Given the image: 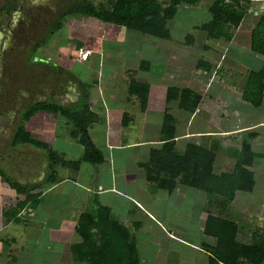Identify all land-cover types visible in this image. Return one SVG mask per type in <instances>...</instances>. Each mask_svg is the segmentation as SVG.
Wrapping results in <instances>:
<instances>
[{"label":"rangeland","instance_id":"obj_1","mask_svg":"<svg viewBox=\"0 0 264 264\" xmlns=\"http://www.w3.org/2000/svg\"><path fill=\"white\" fill-rule=\"evenodd\" d=\"M2 1L3 0H0V6ZM16 1L17 0H15V2ZM72 1L74 0H68V2L67 0H33L32 3H34L35 6L24 9L28 10L27 12L29 13V18L27 22L30 27L26 31V39H28V41L34 40L38 42L40 39L44 38L43 42L38 44V49L33 52V56L37 60L44 59L45 62L49 63V66L41 67L40 65H37L32 68V64H35V59L29 60L30 63L28 64L24 63L26 66H29L28 68L17 63V75L23 76L24 71L26 70V72L29 73V80L33 81L32 85L34 88L37 89L40 84L46 91H51L52 94H57L59 99L62 100H65V98H63V96L60 97L62 92L61 90L57 91V88H63L62 84L64 82H74L76 87H79L81 96L83 93L87 94L89 99L87 105H89V107L92 108V101H94L95 105L98 106V101L96 102V100H99L103 106L105 101L99 99V97L102 96V90L103 93L106 94L112 93V91L116 92L118 95L125 93L122 92L123 90L120 86L111 89L112 85L116 82V80L111 77H109L111 80L109 83H111V85L104 87V85H106L104 82L106 81L108 68L103 67L102 71V65H109L108 67L118 68V75H121L120 77H122V80L119 83L125 84L127 80L130 79L136 81L137 79H145V77H147L143 72H134L135 69H137L139 62H146L150 66L156 65L159 67V62H155L153 60L159 59V57H162L163 54L157 50L159 49L158 47L154 46V44L158 42V39L142 36L135 32L127 31L123 28L110 24H105L92 18L67 16L64 18L62 27L59 30H55L54 20L56 19V14L61 13L62 9L65 8V4L67 3L66 5L69 6ZM105 1L106 0H92L94 5H103ZM20 3L22 6H27L25 1L23 2L20 0ZM178 19H190L189 23L203 21L204 13L195 12V14H185L182 16V12L180 11L175 20L178 21ZM51 20H53V24H49ZM173 27L174 28L170 30V33H172L174 39H177L178 36L180 37V34L176 31L181 30L180 28L182 26L175 23ZM174 39L172 40L174 41ZM79 40L83 41L79 48L83 47L82 45H87L86 48L90 51L92 46H94V54L89 55L91 57V63L88 60L86 61V59L84 60L86 63L78 60V53H80L79 48L77 50L75 49L76 53H74V43ZM195 46L197 45L195 44L192 50H188L183 53L185 55L188 54V59L185 60L187 65L184 64L183 68L180 70L182 72V76L188 77L182 78L184 85L188 82H192L191 73L193 70H197L196 65L201 61H197V59H202L203 61L207 56L206 52L202 51L200 48H195ZM29 52L31 53L32 51ZM229 52L231 53L233 51L229 50ZM25 55V51H21V49L18 50V58L22 59ZM116 58L119 59L118 64L114 63L116 62ZM76 59L79 62H76ZM209 63L211 66L214 65L211 62ZM85 69H87V71H85ZM176 71L177 69L175 68L170 71L171 73L169 74V78L171 79L165 76L164 78L162 77L164 81L161 82L162 78H159L160 82L155 89H161L164 83V86H181V82L175 80L176 74L173 73ZM57 74L64 75L66 77L61 78L59 81L57 79ZM234 78L236 77L231 78V83L234 82ZM54 79H57L56 84H53L52 82ZM218 84L219 81L216 80L215 76V79H213L211 84H209L208 95L212 97L216 96L217 98V94L230 96L229 107L225 109L226 112L220 111L217 109V106L216 109L211 108L210 112H212L213 116L210 114V118L208 117L207 120L212 118L217 121L216 118H218L220 114L223 113L224 115L225 113L226 115L224 116H227V118L221 122L220 127L229 128L235 125L237 121L239 125H244L250 121H256L257 119L262 118L264 119V106H261L258 109H253L248 105H244L241 101L234 102L233 98H231V95H233L232 89H222ZM98 91L100 92L98 93ZM151 99L152 101L148 110L152 111L155 105L163 108L162 105L157 104V101L161 102L159 95H152ZM80 100L81 98L78 102H81ZM77 103L75 105H71L70 108L72 107L74 110L79 109L77 108ZM109 104H112V102ZM117 106V109H119L121 113L131 114V111L128 110L126 104L122 102L121 98H119ZM170 106L171 104L165 103V107L169 108L170 113L175 115L173 105L171 107ZM27 108L28 107L21 109L18 113L19 121H21L22 114ZM93 110L96 112L95 109ZM236 110L238 112V116L232 117L230 113H234L233 111ZM105 112L106 114H114L113 110H105ZM147 114L148 115H141L137 112L135 114V122L130 124V121H128L125 126L118 129V132H122L123 136L127 139L138 140V137H140V131H138L140 129V125H142L146 120L149 125V129L152 130L154 125H156V121L159 119L158 115L154 113ZM212 125L214 124H210V127H212ZM29 127L33 131L41 132L42 134H40V136H44L47 139L45 143L48 148L56 152L58 156L61 157L62 155L63 159L76 160L69 157L70 155H76V149L78 152L80 147L75 140L68 136L69 128L65 124V120L61 117L47 112H38L29 118ZM115 127L116 126H114V124H110V128L116 129ZM94 128H96L95 123L88 128V131L91 132ZM114 129H112V131ZM142 129L144 130H142L141 135L145 137L147 132L145 130L148 128L142 127ZM181 129L182 127L178 126V130L181 131ZM30 133L33 138H39L36 133ZM93 137L96 142L102 141V137H99L98 134H94ZM240 137L242 138V136ZM229 147L231 148L232 146L230 141H227L226 145L223 146V150H226L227 153V151L230 150ZM258 149L260 148L258 147ZM22 150L24 153L28 151V147L25 146ZM71 150H73V153H68ZM39 151L42 155L44 154V151L41 149ZM104 151L105 149L103 147V155ZM217 151L215 154V162L216 166L218 164L217 167H219V164L222 161L225 162L224 159L226 153ZM126 152L130 156L134 153V150L130 149ZM145 152V149L140 150L142 161L146 158ZM113 153V165L111 164V161H109L110 170H112L111 187L113 186V189L119 194L139 201H136V203L139 204L140 207L136 203L135 206L127 203L124 199L118 197L116 193L113 195H106L102 202L104 203L103 205H107L109 207L111 206L112 212L114 214L116 212V214L113 215L117 218V220L129 228L135 239L140 262L142 264H189V261L192 258L202 257L198 255L197 252L186 248L188 246L184 247L180 245V242V244H171V240L174 239L171 238L170 234L172 233L179 239H184L183 241H186L194 246H198L203 241L201 225H203V217L205 219L204 212L205 210L210 211L211 209L209 207H205V195L199 191H193L192 189L186 187L184 190L188 192L187 194L183 193L182 198L173 199V196H168L164 191L159 190L155 184L145 181L143 177H141L143 175V171L141 169L136 168V170H133L129 167V165H126L125 169H122L121 167L117 168L116 154L118 153L114 151ZM39 156V154H36L34 158H38ZM124 156L126 157V155ZM227 156L229 157V154H227ZM13 158L15 160L16 156L14 155ZM231 159L232 158L230 157L227 164L232 161ZM8 164L9 162L3 161V163L0 164V167L5 165L9 166ZM88 165L89 164L86 163L80 164L81 168L79 166L80 171L78 173L63 169L59 166H56L54 170L57 172L56 174L58 180L62 179V177H66V179H73L77 184L81 185L83 181H85V183H89L87 173H81L84 168L89 167ZM107 168L109 169V166H106V170ZM45 169H47V167H45ZM224 169L225 170L223 171L226 172L228 166ZM261 171L264 172V166L261 167ZM39 172L40 171L34 174L33 183L35 184H42L45 182V175L39 178ZM13 173L12 171H9L8 174L0 173V192L4 189L2 192L7 194L6 201L12 200L8 182H10L9 179L15 180V175H13ZM113 173L118 174V181L116 183L114 182L115 179L113 177ZM254 174V185L251 193L237 194L233 203L229 205L227 212V216L231 220L235 221L237 225L245 231L254 230L255 228L264 229V183H261L262 176L259 173L254 171ZM107 182L108 177L106 175L103 178L101 177V179L96 183H101L100 185L104 186ZM179 189L182 190L183 188L179 187ZM84 195L85 194L82 191L72 187L70 182L67 181L66 183L58 185L55 189L46 193V198L43 200V202H46L43 203L42 200H40L41 207L38 209L36 208L35 211H33L32 217L29 220L23 219L21 216V219L25 222L20 221L17 224L9 223L6 226L4 222L6 220V216L4 213L10 212L11 208L3 205L1 199L3 195H1L0 237L7 238L8 241H6V246L0 242V264H73L70 262L67 249L68 245L70 243L77 242L78 238L73 233L71 224H67V221L62 222V220L68 219L69 216L72 221L75 215L80 211L79 207H82L83 210H85V208L91 209L90 207H92L93 204H90L89 201L85 202ZM88 197L89 195L85 196L86 199ZM2 209L5 210L2 211ZM127 212L128 216H125L124 214H127ZM146 212L149 213L152 218L147 216ZM8 215L12 216V212ZM132 222H139L137 230H134V228L130 226ZM54 235H56V240L50 239ZM10 238L15 239V242L11 245ZM8 249L9 251L7 252ZM8 254L11 256L12 261H7V256H9ZM177 260H180L181 263Z\"/></svg>","mask_w":264,"mask_h":264},{"label":"trees","instance_id":"obj_2","mask_svg":"<svg viewBox=\"0 0 264 264\" xmlns=\"http://www.w3.org/2000/svg\"><path fill=\"white\" fill-rule=\"evenodd\" d=\"M68 2V0H67ZM180 3L194 4L195 0H170L162 5L156 0H106L103 5H94L92 0H74L61 11L60 20L54 24L59 30L63 17L81 16L92 18L99 22L123 28L142 36L160 40H167L169 33L165 29L166 22L172 19L176 7ZM53 29V30H54ZM83 41L74 43V53ZM38 46L36 45L35 48ZM249 51L264 59V14L260 15L249 35ZM31 59L34 57L30 56ZM90 58H88L89 61ZM87 60V59H86ZM36 62H43L36 60ZM86 63V61H85ZM49 65V63H48ZM92 67H94L92 65ZM139 68H147L146 62H140ZM127 97H135L138 110L143 112L146 105L148 85L130 79L127 84ZM264 96V60L259 68L249 71L241 88V100L252 107H258ZM77 108L63 107L59 104L41 102L29 107L14 129L10 146L26 145L44 151L47 176L45 183H56L54 168L77 171L80 164L98 165L103 161L101 151L91 142L87 130L99 117L89 111L88 96L83 93ZM79 98V99H80ZM200 96L189 89L168 87L165 90V101L175 102L180 111L191 114ZM55 114L65 120L68 126V136L75 140L81 148L80 157L76 160H66L50 150L46 143L38 141L25 131L23 124L37 112ZM128 114L122 115V126H125ZM174 120L164 110L160 127V144L150 148L147 159L137 164L143 171V178L164 191L172 193L177 184L205 195V219L202 236L212 240L209 245L201 243L200 249L207 255L206 264H261L264 258V229L242 230L235 221L227 216L229 205L235 193H249L253 187V174L249 170L253 154L247 142L241 141L239 148L233 150L234 164L230 171L214 174L212 165L215 146L206 147L203 144L186 143L183 151L178 153L174 149ZM10 189L22 200H17L10 212H3L7 219L14 224L19 223L21 216L17 213L26 206V213H31L37 204V194L32 193L39 185L20 186L15 182H8ZM91 209L80 212L72 226L77 242L68 245V256L73 264H142L136 249L135 239L129 228L120 223L110 210L93 201ZM9 209V208H8ZM5 210V209H4ZM134 230L139 222L130 224Z\"/></svg>","mask_w":264,"mask_h":264},{"label":"crops","instance_id":"obj_3","mask_svg":"<svg viewBox=\"0 0 264 264\" xmlns=\"http://www.w3.org/2000/svg\"><path fill=\"white\" fill-rule=\"evenodd\" d=\"M156 1L162 5H167L170 0H156ZM180 11L182 12V16H184L185 14H195V12L196 13L203 12L204 20L193 23H189L190 19L189 20L178 19V21H176L175 19L176 17H178ZM262 14H264V0H195V3L190 5L186 3H180L176 7V11L172 19L167 21L165 25V29H167L169 33V38L167 40L158 39L157 40L158 42L154 44V46L159 48L157 50H159V52L163 54V56L159 57V59L153 60L155 62L158 61L160 66L159 67H157L156 65L150 66L149 64H147V68L141 69L139 68V64H138L137 69H135L134 71V72L136 71L143 72L147 76L145 77V79L141 78L136 80V82L145 83L148 85L146 105L143 112H140L138 110V103L135 97H129V98L127 97L126 90L129 80H127L125 84L123 83L120 84L119 82L122 80V77H120L121 75H118L119 74L118 68L108 67L109 65L101 66L102 71H103V67L108 68L106 74V81L104 82L106 83V85H104V87L111 85V83H109L111 81L109 77H111L116 80L115 84L112 85L111 89L120 86L121 89L123 90L122 92L125 94L118 95L114 91H112V93L106 94L103 93L102 90L101 92L102 96L99 97V99L105 101L104 105L106 108L104 107V105L102 106L99 100H96V102L98 101L97 102L98 106L95 105L94 101L91 102V106L93 109L96 110V112L88 105L89 110L99 117V120L95 122L96 128L92 129L91 132L87 130L88 136L91 142L101 151V153L103 151V147L105 149V151L103 152L104 155L102 154L103 155L102 163L98 165H88L89 166L88 168H84L81 171V173L82 172L87 173L89 183H85V181H83L81 185H79L76 183L75 180L66 179V177H62V179L58 180L57 174H56V183L54 184L45 183V182L42 184L33 183L34 174L36 172L40 171L39 172L40 174H38L39 178H41L44 175L45 178L47 176V171L45 169L46 167L45 155L44 154L42 155V153L39 151L40 149H35L33 147L26 145H21V148L25 146L28 147V151L23 153V158L26 165L25 166L23 165L20 168V165L18 163V156H17L16 159L13 161V164L8 167V169H10L12 173L16 172L13 173V175H15L14 176L15 180L9 179V181L15 182L20 186L39 185V188H36L33 191H31L32 193L37 194V204L35 209L41 207L40 200H42L43 202L44 198H46V193L48 191L55 189L58 185H62L67 181L70 182V185H72V187H75L76 189L82 191L85 194L84 201L85 202L89 201L90 204L93 203V201H96L98 204L103 205L104 203L102 202V200L105 199L106 195L108 194L113 195L114 193H116L118 197L124 199L127 203H130L131 205L135 206L137 204L136 203L137 200L132 199L130 197H125L119 194L116 190H114L113 186L111 187L112 170H110L109 161H111V164L113 165L114 163L113 151H114L118 153L116 154L117 168L121 167L122 169H125L126 165H129V167H131L133 170H136V168H138L137 164L147 159V155L150 148L157 147L160 144L159 132L162 123V114L165 110L166 112H168V114L172 116L174 120L173 140H174V149L176 152L178 153L182 152L186 143L203 144L206 147H209L213 145L215 146L217 140L219 143L218 145L219 148L217 149L218 150L217 152L226 153V150H223V146L226 145L227 141H230L232 147L231 148L229 147L230 150L227 151L225 155V159L223 158L225 162L222 161L219 164V167H217L218 164L216 166L215 156H214L212 172L214 174H220L224 172L223 170H225L224 168L226 166H228L226 172L232 169L235 161L233 157L234 154L232 152H234L233 150H237L239 148L241 141H245L248 143L250 152L254 156V161L252 160L249 170L252 172L253 177L255 175L254 171L259 173L262 176L261 183L263 184L264 172L261 171V167L264 166V119L262 118V119H257L256 121L255 120L250 121L244 125H239L237 121L235 125L229 128L220 127L221 122L227 118V116H224L226 115L225 113L224 115L223 113L220 114V116L216 118L217 121L213 120L212 118L207 120L208 117L210 118V114L212 115V112H210L211 108L216 109L217 106V109H219L222 112L224 111L226 112L225 109L229 107V102H230L229 100L230 96L227 95L222 96L220 94H217L218 98L216 96L212 97L208 95V90L210 86L209 84H211V81L215 79V76H216V80L219 81L218 85L222 89L223 88L232 89L233 95H231V98H233L234 102L241 101L244 105H248L252 107L248 103L241 100V88L243 86V82L247 76V73L249 71L256 70L257 68H259L264 60L262 57L255 55L249 51L250 31L253 28L257 18ZM175 23H178L179 26H182L180 28L181 30L176 31L178 34H180V37L178 36L177 39H174L172 33H170V30L174 28L173 26ZM172 39H174V41ZM195 44L197 45L195 46V48H200L202 51L207 53V56L206 58H204L203 61L202 59H197V61L200 60L201 61L199 62L200 64L197 63L196 65L197 70H193L191 73L192 82H188L184 85L182 78H188V77L182 76V72L180 70L181 68H183L184 64L187 65L185 60L188 59V54L185 55L183 53H185L188 50H192ZM229 50H232L233 52L230 53ZM94 51L95 49L90 55H93ZM86 53H90L88 48H86ZM88 58H90L89 62L91 63V57L87 56L86 59L88 60ZM117 59L118 58H116L115 60L116 62H114L116 64H118L119 61V59L118 60ZM75 61L79 62L77 59ZM209 62H211L214 65L211 66ZM173 68L177 69V71L173 74H176L175 80L180 81L181 86L179 87L164 86L165 85L164 83L163 84L164 88L162 87L161 89H155V87L158 86L160 82L159 78L162 77L164 78L165 76L169 78V74L171 73L170 71H172ZM85 71H87V69H85ZM232 77H236V78H234L233 79L234 82L231 83ZM163 78L161 79V82L164 81ZM65 87H70V86L69 84H67ZM168 87H175L177 89L185 88L198 94L200 96V100L195 110L191 114H188L187 112L178 110L176 108L175 102L174 103L166 102L165 90ZM75 88H76L75 92L71 91L65 94V92L62 91L61 93L63 97L69 99L68 101L71 100L72 102L71 101L70 102L74 103V105L79 101L80 98L79 87L77 88L75 86ZM100 91H98V93ZM154 94L160 96V100L162 103L160 101H157V104L162 105L163 108L161 106L155 105L154 109L150 111L148 110V107L150 106V103L152 101L151 96L152 95L155 96ZM119 98L122 99V102L126 104L128 110L131 111V114L127 113L128 114L127 123L128 121H130V124L135 122L136 120L135 114L137 112L138 114L141 115H145V114L148 115L147 113H154L159 117L158 121H156V125H154L152 130L149 129V125L146 122V120L142 125H140V129L138 130L140 131V137H138V140L127 139L123 136L122 132H118V129L122 128L121 123H122V115H123V113H121V111L117 109L118 107L117 102L119 101ZM88 100L89 99H87V104L89 102ZM110 102H112V104H109ZM165 103L171 104V106L173 105L175 109L174 110L175 115L170 113L169 108L165 107ZM261 106H264V96L262 103L258 107H252V108L258 109ZM105 110L106 111L113 110L114 114H106ZM233 112L234 113H230L231 116L237 117L238 116L237 110ZM177 113H182V114H177ZM110 124H114V126H116L115 127L116 129L110 128ZM210 124H214V125L210 127ZM178 126L182 127L181 131L178 130ZM142 127H146L149 129V130L148 129L145 130L147 131L145 137L141 135L142 130H144L142 129ZM24 129L29 134H31L30 132L36 133L37 136L39 137L38 138L39 141L45 143V141L47 140L46 137L40 136V134H42L41 132L39 131L36 132L30 129L29 119L24 123ZM112 129L114 130L112 131ZM94 134H98L99 137H102V141L96 142L93 137ZM240 136H242V138ZM258 147L260 149H258ZM79 149L78 152L76 149V155L75 154L70 155L69 158L78 159L81 154V148ZM130 149L134 150V153L129 156L126 151ZM141 149L146 150L145 152L146 158L143 161L140 154ZM68 153H73V150H71ZM36 154H39L40 156L38 158H34ZM227 154H229V157L227 156ZM124 155H126V157ZM61 157L63 156L61 155ZM230 157L232 158L231 159L232 161L227 164V162L230 160ZM106 166H109V169L107 168L106 170ZM79 171L80 169L75 172L78 173ZM106 175L108 177V182L106 185L101 186L100 185L101 183H96L101 179V177L103 178ZM117 175L118 174L113 173L115 183L118 181ZM141 177H143V175ZM253 185H254V179H253ZM179 187H182L183 189L180 190ZM184 188L186 187L177 184L173 192L168 194V196H173V199L182 198L183 193L186 194L188 193L186 190H184ZM3 190L4 189H2L0 192V197L1 195H3L1 197L2 203L5 206H9V208H13L17 200L23 199L22 195H18L14 192V190L10 189L9 192L12 200L10 199L11 201H6L7 194L3 193L2 192ZM251 191L249 193H251ZM237 194L239 195L240 193L239 192L235 193L233 200L235 199ZM86 195H89L87 199L85 198ZM233 200L231 201V203H233ZM137 205L139 206V204ZM103 206L107 207L110 210V212L114 214L112 212L111 206L110 207L107 205H103ZM35 209L33 211H35ZM79 209L80 211L75 215L72 221L68 216V219L62 220V222L67 221V224H71V226H73L74 224L73 221H75L77 215L83 210L82 207H79ZM3 210L4 209H2V211ZM25 211H26V206L22 207L17 214L19 216H22L23 219L29 220L32 217L33 211L29 214L26 213ZM146 214L147 216L152 218V216L149 213L146 212ZM124 215L128 216V212L127 214ZM23 219L21 220L24 221ZM9 220L10 219H7L6 217V220L4 221L5 226L8 225L9 223L10 224L12 223ZM203 222H204V217H203ZM170 236L172 239H174L171 240V244L181 243L180 245L184 247L188 246L186 248H188L191 251L197 252L198 255L202 256L200 258H194V259L192 258L189 261V264H206L207 255L204 251L200 249V246L202 242L211 245L212 240L202 236L203 241L198 246H194L190 243H187L186 241H183L184 239H179L172 233L170 234ZM50 239L56 240V235H54ZM6 241H8L7 238L0 237V242L3 243L5 246L7 244ZM10 241H11L10 243L11 245L15 242V239L10 238ZM9 249L7 250V252L9 251ZM7 257H8L7 261H12L10 255ZM177 261L181 263L180 260ZM261 264H264V258Z\"/></svg>","mask_w":264,"mask_h":264},{"label":"flooded vegetation","instance_id":"obj_4","mask_svg":"<svg viewBox=\"0 0 264 264\" xmlns=\"http://www.w3.org/2000/svg\"><path fill=\"white\" fill-rule=\"evenodd\" d=\"M17 1L3 0L0 6V164L3 163V161H7L9 162V166L12 165L14 161L13 156L15 155L16 157L18 156V163L21 168L23 165H26L23 158V150L21 146H10L12 133L19 123L18 113L20 110L41 102L55 103L63 107H69L74 105V103H71L72 101H68L69 99L65 97H63L65 100L59 99L57 94L46 91L40 84L37 89L34 88L32 85L33 81L29 80V73H27L26 70L23 76L17 75V63L28 68L29 66L25 64L30 63L29 60L35 59V64H32V68L37 65L41 67L49 66L44 59H41L44 61L43 63L36 62L37 59L35 57L32 59L30 57L34 54L33 52L38 49V47L35 48L36 45L39 46L38 44L43 42L44 39L42 38L38 42L34 40L28 41V39H26V31L30 27L27 22L29 18L28 10L24 9L34 7L35 4L32 3L33 0H21L26 2L27 7L22 6L20 0ZM55 18V20L53 19L54 23H57L61 18V14H56ZM64 18L65 17H63V19ZM53 20H51L49 24H53ZM20 49L26 53L25 57L22 59L17 56L18 50ZM29 51L32 52L30 53ZM57 76L59 81L61 78L66 77L59 74H57ZM57 79L52 81L53 84L57 83ZM67 84H69L70 87H65ZM75 86L76 84L74 82L71 83L67 81L62 84L63 88L58 87L57 91L61 90L62 92L63 89L65 94L71 91L75 92ZM61 96L63 95L61 94L60 97ZM9 166H1L0 173L8 174L10 171V169H8Z\"/></svg>","mask_w":264,"mask_h":264},{"label":"clouds","instance_id":"obj_5","mask_svg":"<svg viewBox=\"0 0 264 264\" xmlns=\"http://www.w3.org/2000/svg\"><path fill=\"white\" fill-rule=\"evenodd\" d=\"M83 47H81V48H79L80 49V53H78L79 55H78V60L79 61H81L79 58H80V55L84 52L85 53V57H84V59L82 60V61H84L85 59H86V57L87 56H89L90 55V53H92L93 52V50H94V46H92V49L90 50V53H88V54H86V46L87 45H82ZM85 46V47H84ZM25 123V122H24ZM23 127H24V124H23Z\"/></svg>","mask_w":264,"mask_h":264},{"label":"built area","instance_id":"obj_6","mask_svg":"<svg viewBox=\"0 0 264 264\" xmlns=\"http://www.w3.org/2000/svg\"><path fill=\"white\" fill-rule=\"evenodd\" d=\"M84 57H85V53L83 52L81 55H80V60L82 61L83 59H84Z\"/></svg>","mask_w":264,"mask_h":264},{"label":"bare ground","instance_id":"obj_7","mask_svg":"<svg viewBox=\"0 0 264 264\" xmlns=\"http://www.w3.org/2000/svg\"><path fill=\"white\" fill-rule=\"evenodd\" d=\"M86 54H88V53H86Z\"/></svg>","mask_w":264,"mask_h":264}]
</instances>
